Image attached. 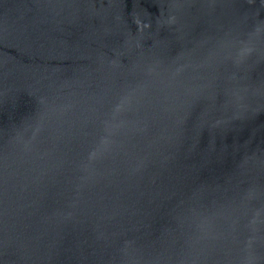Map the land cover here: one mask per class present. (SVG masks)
Returning <instances> with one entry per match:
<instances>
[{
	"label": "water",
	"instance_id": "water-1",
	"mask_svg": "<svg viewBox=\"0 0 264 264\" xmlns=\"http://www.w3.org/2000/svg\"><path fill=\"white\" fill-rule=\"evenodd\" d=\"M0 264H264V0H0Z\"/></svg>",
	"mask_w": 264,
	"mask_h": 264
}]
</instances>
